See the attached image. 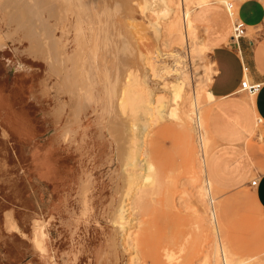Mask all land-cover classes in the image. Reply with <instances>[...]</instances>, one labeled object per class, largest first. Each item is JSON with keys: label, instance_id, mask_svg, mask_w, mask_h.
Returning a JSON list of instances; mask_svg holds the SVG:
<instances>
[{"label": "rangeland", "instance_id": "rangeland-1", "mask_svg": "<svg viewBox=\"0 0 264 264\" xmlns=\"http://www.w3.org/2000/svg\"><path fill=\"white\" fill-rule=\"evenodd\" d=\"M1 1L0 3H4L3 0ZM26 1L9 0L12 4L6 1L4 4L7 6L0 4V33L3 35H0V264H77V255H82V253L84 255L79 264H111L104 260V256L114 257L116 264H225L221 245L225 249L229 262L243 259L249 261L250 264H264V211L256 204L253 197L254 188L251 185V181L258 172L264 170L263 166L256 165L252 159V148L264 151L263 139L258 134H254L244 144L237 146L236 150L234 146L228 148L230 155H235V158L230 159L241 163L240 167H237L239 173L247 171L250 163L253 169L248 180L236 182L231 186L213 187V201L206 196L207 194H204L203 186H206V181L199 167L202 156L201 133H204L203 142L206 152L225 146L216 142L212 135L209 111L213 101L203 90L204 87H210L212 81L206 79L207 74L213 76L214 73V64L211 60L213 45L209 42V34L224 27L226 23L230 31L234 33L235 19L230 14L228 3L234 2L237 7L243 0L218 2L216 6L224 8L227 13L226 18L223 19L218 12L213 10L205 16L206 20L198 17L197 11L211 4L197 7L193 13L195 32L209 47L202 58L198 57L193 50L194 35L191 33L189 43L192 44L193 54L184 55L190 82L195 83L196 87L197 84H204L199 92L200 115H198L203 129L202 131L198 129L197 115L193 114L189 104L187 109L192 113L191 131L182 127L177 115L164 112L162 117L155 116V114L154 118L151 116L153 120L147 124L144 138L148 155L146 156V169L142 172L146 174V179L141 181V187L133 193L132 198L128 199L130 201L127 200L130 207L128 216L131 218L133 215L127 233L133 232L137 246L138 244L139 246L134 249L131 244H125L127 243L126 233L122 240L125 246L119 251L110 245V239L116 233V227L110 221L109 211L107 212L110 209L108 208L110 200L117 197L113 186L120 165L117 160L112 159L111 135L108 131V133H103L101 130L103 124L100 120L104 115V108L101 107H104L106 100L102 98L98 105L92 103L81 109L80 114L83 118L80 123L74 124L77 141L75 137L72 142L64 140L62 138L63 126L67 115L72 111L70 107L74 105V101H71L69 94L60 95L56 92L55 87L59 76L55 75L51 70V64L37 51L38 45L43 43L42 34L45 37L44 47H50L53 51L56 46L52 47V50L51 44L54 45L56 40H61L60 43H63L60 49L61 54L63 56L64 54L66 56V53L72 55L71 53L75 52V46H77L74 41V32L71 30L67 36H64L65 34H61L63 31L61 27L65 23L70 26L71 21H76V17L69 14L67 20L65 18L58 23L56 11L52 17L48 16L50 12H53V7L56 10L52 3L53 0H39L40 2L37 0L42 5L35 1L37 6H41L40 8H37L35 3L30 4L34 2L33 0V2L27 1L26 7L28 8H26L24 6ZM181 1L178 0V3L183 6ZM197 1L184 0L187 7H195ZM214 1L212 0L211 3ZM105 2L112 11L117 7H113L115 4L118 5L117 9L123 8L119 12L115 8V11L108 12L106 17V13L104 15L101 13ZM15 5L20 7L15 8ZM21 5L27 11L32 5L35 6L30 10L33 22L31 24L29 22L27 27L30 15L29 12L26 13L27 11L20 9ZM46 5L43 11L42 6ZM98 5L102 9L100 14L104 22L106 20L108 28L111 27L107 29V36L104 37L105 44L101 50L102 53L100 51L99 54V57L101 54L105 55L99 59L101 68L106 70L109 67L107 64L110 65L112 62L108 68L111 71H104H109L112 78L118 71L120 79L123 80L130 69H134L137 73L142 72L139 74L140 77H151L146 78L149 85L157 95L163 94L166 103L171 105L172 93L170 89H163L162 81L165 77L173 81L177 75L168 74L162 67L167 64L173 65L174 60L169 55L170 52L184 44L176 42L178 41L177 36L168 34L166 24L172 12L163 11L168 8L167 2L164 0H99ZM14 9H19L16 11L22 13V17ZM15 15H20L19 19L16 20ZM47 16L51 26L42 23L46 21L49 24ZM111 16L112 18L109 19ZM12 17L16 21L13 22V19L10 21ZM40 17H45V20L41 18V21ZM209 18L211 21L208 20ZM17 21L23 25L21 23L16 25ZM35 22H38L40 25L37 26L43 30L37 29ZM53 23L59 24L56 26L57 31L54 30ZM156 25L159 31L156 30ZM45 26L56 31L55 35L51 32L52 30L47 31ZM26 30L28 31L25 32ZM41 30L43 33H40ZM24 34L29 36L31 34V36L25 37ZM44 34L51 35L46 37ZM118 34L122 35V38L120 35L118 37ZM49 37L53 42L47 46L48 42H51ZM34 38H36L34 41L37 45L33 42ZM46 41L48 44H45ZM126 42L129 44L127 45ZM30 43L35 45L34 48ZM60 43L58 41L59 45ZM30 47L31 49L28 50ZM122 49L126 55L123 54ZM182 50L185 49L182 47L180 51ZM186 52L188 53V49ZM121 54L126 57L124 58ZM102 60L103 63L108 61L107 64L105 63L106 66ZM67 62L70 67L74 63L69 59ZM114 66L117 69H114ZM155 68L159 70L157 75L153 72ZM145 70L147 71L146 76ZM123 80L118 83L119 88ZM193 83L188 88L190 96L193 92ZM100 90L103 94V85L100 86ZM66 101L71 102L66 103L67 113L62 122L58 123L54 111ZM96 105L97 111H95ZM125 116L121 117V120L125 122L124 126H129L128 130L123 128L128 133L126 131L123 133L133 135L135 128L132 122L133 117L129 112ZM263 127V123L258 122V131L263 133ZM131 138L130 136L129 139L128 135V148L134 145ZM88 175H93L97 187L94 195L97 210L95 211L92 206V212L88 209L85 210L86 212L82 210L83 206H81L79 196L81 181ZM200 188L202 189L201 194L198 192ZM148 189L149 191L152 189V193L148 192ZM140 192H145V196ZM137 194L142 197L137 198ZM135 200H140V202ZM138 205H141V208L138 207L136 210ZM212 208L215 209L216 222L213 221ZM41 216L46 219L41 218L45 228L46 221L50 226L49 252L44 254L37 249L34 241V220ZM87 220L92 222L89 223ZM116 235L121 239L119 233ZM80 251L83 252L80 254ZM170 256L173 257L169 258ZM252 257L254 259H251ZM213 259H218L219 262L217 260L214 262Z\"/></svg>", "mask_w": 264, "mask_h": 264}, {"label": "bare ground", "instance_id": "bare-ground-1", "mask_svg": "<svg viewBox=\"0 0 264 264\" xmlns=\"http://www.w3.org/2000/svg\"><path fill=\"white\" fill-rule=\"evenodd\" d=\"M5 1H6V3L12 4V2H9V0H8V2H7V0H5ZM5 1L3 0L4 3H5ZM27 1L29 2V0H27ZM27 1H26V4L24 5L25 7H26V5H28ZM30 1H32V0H30ZM33 1H32L33 3H30V4L34 5L35 1L37 2V0H33ZM165 1L168 4V8L163 9V11L165 10V12L166 11L172 12L171 13L172 15L169 17V20L166 24V27L168 29V34L171 36H175V37L177 36L178 41H176V42H178V43L180 42V43L184 44L183 46L176 47L174 50H172V52H170L169 55L174 60L173 65L167 64V65H164L162 67L163 69H165V72H167L168 74H174L175 73L177 75L173 81L171 79H170L171 81H169V79H166V77L164 79L162 78L163 79V81H162L163 82V85H162L163 89H170V91L172 93V104L171 105H169V103L168 104L166 103L163 94L159 93V95H157V93L149 85L147 79H150L151 77L150 78L146 77L147 79L145 77H140L139 74H142V72L137 73L134 69H130L127 74L125 73L126 76H124L125 79L123 80V79H120V74L117 71L114 73L115 76L112 78L110 75V72H109L111 70L108 69L110 67V65L112 64V62L110 61L111 62L110 65L107 64V62H108L107 60H106L107 62L104 61V63H103V60H105L107 57L102 60V63L105 66H106V64H107V66H109L106 69L109 71L105 72L106 70L104 69L105 70L104 71L101 68V64H100L101 62H99V59L101 57L103 58V56H105V55L103 54V56H102V54H101V57H99V54L103 48V45L105 44L104 37L107 36V34H106L107 29H111V27L108 28V26L106 24V20L104 22L103 16H101V14H100L102 9L98 5L99 0H53L52 3L55 5L56 10H54L53 6H52L53 7L52 13L49 11L50 8H49V10L47 9L48 12H50L49 14H51V15L48 14V16H50V17H52V14H54L55 13L54 11H56L55 14H56L58 23L62 22V20H64L65 18L67 20V18L69 17V14L74 15L76 17L75 22H73V21H71V23L69 22L70 26L66 25V23H65V24H63V27H61L63 30L61 32V34L62 33H63V35L65 34L64 36H67L71 30L74 32V41L76 42L77 46H75L76 47V49L74 50L75 52L71 53L72 55H70V54L68 55L66 53V56H65V54L63 56L61 54L60 49L63 46L62 45L63 43H60L61 40H58L60 45L58 44L57 40H56V44L53 45V44H51L53 41L49 37V39H51V42L49 41L48 42L49 44H48L47 43L48 40H47L45 42V44L47 43L48 44L47 46H50V44H51L52 45L51 48L52 47L54 48L55 46L56 47L54 48V50L52 48L53 51L50 50V47H46V46L44 47L43 44L45 41V39H44L45 37L42 34H41V36L43 38L41 36L40 37H41V39H43V41H42L43 43L42 44L38 43L40 45H38L39 47L37 46L38 47L37 51L40 53L41 56H43L51 64V67H52L51 70L55 73V75L57 74L59 76V79L57 78L58 81L56 80L57 81L56 87H55L56 92L59 93L60 95L63 93H67L70 95L71 101H74V105L71 106L72 108L70 107V109H72V111H70V114L67 115L66 120H65V124L63 126V132H62L63 137L62 138L64 140H68V141L72 142L74 137L76 138V136H75L76 133L74 132L75 131L74 130V124H77L78 122L80 123L82 118H83L82 115L80 114L81 109H84L85 106H88L92 103L98 105L100 99H102V98H104L106 100V102L102 100L103 102H105V105H104V107H101L102 109L104 108L103 119L101 118L102 120H100V121H102L100 123L103 124L101 127V130L103 131V133L109 132V134L111 135L112 150H113L112 159L117 160L118 164L120 165V170L118 171V175L116 177V182L113 186L114 190H115V196L117 195V197L115 199L113 198V200H110V202L108 204L109 205L108 208H110V209L107 210V212L109 211L108 213H109L110 221H112L116 227V233H114V235H112V237L110 239L111 240L110 245H112L114 247V249L116 247V249L118 251H119V249L124 248V246H125L123 241H122V240H124L123 235H125L127 233V230L130 228L131 221H132L131 218L133 217V215L131 218H129V216H128V213L130 211V207L128 205L129 204L128 201H130V200H128V199L130 197L132 198L133 193L141 187V185H142V184L140 185L141 181L146 179V174L144 172H142L146 169V156L148 155L147 148H146V142H145L144 138L146 137L147 124L150 123L151 120H153V118H154L153 115L155 114V116L162 117L165 114L164 112H168L169 115H175V116L177 115L180 118V123H181L182 127L184 126L185 128H188L191 131L190 118L192 119V117H191L192 113H190L187 109V105L189 104V105H191V109H192L191 111L193 112V114L195 113L197 115V117H196L197 120L195 119L197 122V127L203 129V124L200 121L198 115H200V95H199V92H201L200 89L202 87H204V84L203 85L197 84L198 86L196 87V84L192 82L193 83V92H192V95L190 96V91L188 88L192 85V83L190 82V77H189V73H188V69H187L188 67H187L186 59H185L184 55L186 56V54L187 55L193 54L192 48H191L192 44L190 45V43H189L191 33L194 35L193 36L194 53H196L198 55V57H201V58L204 54H206L205 50H207L209 47L206 44V42L203 40V38L199 37L198 34L195 32V22L193 21V13L197 9V7H202L204 5L210 4L212 0H198L197 5L195 6L196 8L193 6L187 7L185 5L184 0L181 1L183 6H181V3H178V0H164V2ZM0 2H2V1L0 0ZM18 2H20V1H18ZM24 2H25V0H24ZM115 2H117V1H115ZM214 2L226 3L227 0H215ZM4 3H0V4L1 5L3 4V6H4V5H6ZM37 3H35V5ZM46 3H48V2H46ZM46 3H43V4H46ZM19 4H21V2ZM38 4L42 5V3H38ZM50 4H48V6H50ZM230 4H231V2L228 3L230 14L232 16H234L233 19H235V17L238 15V6L235 8H232V7H230ZM13 5H9V6H13ZM33 5H32V7H33ZM39 5L38 6L36 5L37 8L39 7ZM17 6L18 5H15V8ZM21 6L22 7L20 9L25 10V12H26L27 11L26 8H28V7L25 8V7H23V5H21ZM29 6L31 7V5H29ZM115 6L118 7L117 4H115L113 7H115ZM148 6H149V4H148ZM19 7L20 6H18L17 8H19ZM42 7L44 8L42 10L45 11V8L47 7V5L42 6ZM117 7H115L117 12L121 11V9L123 8L122 7L121 9H119V8L117 9ZM31 8H30V10H31ZM115 8H114V11H115ZM143 8H145V7H143ZM12 10H13V8H12ZM16 10H19V9H16ZM30 10L26 12V13L29 12V15H30ZM9 11H10V9L8 10V12ZM110 11H112L111 8H108L106 5V2H105V6H103V10L101 12V13H103L102 15H104V13H106V17H107L108 12H110ZM114 11H112V12H114ZM16 12L18 14L19 11H16ZM25 12H23V13H25ZM168 12H166V13H168ZM40 13H42L41 10H40ZM14 14H16V13H14ZM21 14L22 13H20V15ZM20 15H18V16H20ZM31 15L29 18L30 21L27 22L26 27L28 26L29 22H30V24L33 22V21H31ZM34 15H36V14H34ZM110 15H111V13H110ZM110 15H108V16H110ZM18 16H16L17 17L16 20L19 19ZM48 16L46 19H47V22H49V24L46 23V21L45 22L43 21L42 23H45V25L47 24V25L51 26L52 24L50 23ZM21 17H22V15H21ZM41 18L42 19L44 18V20H45V17H40V20L42 21ZM110 18H112V16L109 17V19ZM8 19H9V17H8ZM11 19H13V17L10 18V21H11ZM26 19L28 20V18H26ZM2 20H3V18H2ZM14 20H15V18L13 19V22H14ZM27 20H25V22ZM19 21H21V20H19ZM38 22L34 23L35 26H37L39 24ZM18 23H21V22L17 21L16 25H18ZM114 24H115V22H114ZM58 25L59 24L53 25V27L55 26L54 30L56 28L58 29V27H56ZM38 26H37V29L38 28L40 29L41 27H38ZM61 26H62V24H61ZM43 27H44V24H43ZM46 27L47 26H45V29H46ZM7 28H8V26H7ZM49 28H51V27H49ZM113 28H115V27H113ZM155 28L157 31H159V27L157 25L155 26ZM17 29L19 30V26ZM22 29H25V28H22ZM41 29L43 30V28H41ZM57 29H56V31H57ZM42 30L40 31V33H43ZM46 30L51 31L52 29H48V27H47ZM27 31L28 30H26L25 32H27ZM56 31L52 30L51 32H53V34L55 35ZM118 31H119V29H118ZM12 33H10V34H12ZM34 33H36V31ZM157 33H159V32H157ZM31 34H30V36H31ZM120 34H121V32H120ZM120 34H118L117 36L119 37ZM0 35H1V33H0ZM24 35H26V34H24ZM36 35H37V33H36ZM50 35L51 34H49L48 36H50ZM195 35L198 37H196ZM1 36H3V35H1ZM28 36L29 35L27 34L25 37H28ZM48 36H46V37H48ZM121 36L122 35H120V37ZM8 37H11V36L8 35ZM51 37H53V36H51ZM59 37L63 38V36H59ZM112 37H114V36H112ZM31 38H33V37H31ZM31 38H30V40H32ZM174 39H176V38H174ZM17 40H19V39H17ZM34 40H36V38L33 39V42H34V44L37 45V42H35ZM40 41L41 40H39L38 42H40ZM126 44H127V42H126ZM128 44H129V42H128ZM33 46H35V45H32L31 47H33ZM66 46H67V43H66ZM31 47L28 50H30ZM182 47L185 50L180 51V48H182ZM123 48H125V47H123ZM64 49L65 48H63V51H64ZM186 49H188V53L186 52ZM122 52L124 54V50ZM101 53H102V51H101ZM106 54L108 55V53H106ZM123 54H121V55L124 57V55H126V54H124V55ZM68 59L70 61L74 62V63H72L71 67L68 65V62H67ZM124 60H126V59H124ZM114 61H116V60L114 59ZM114 63L115 62H113V64ZM125 63H126V61H125ZM103 64H102V66H103ZM129 64L130 63H128V65ZM105 66H103V68ZM121 66L123 68V64ZM126 67H128V66H126ZM111 68H112V66H111ZM114 69H117V67L115 68V66H114ZM113 71H115V70H113ZM145 71L143 73H145ZM153 72L155 73V75H157L159 70H157L155 68V69H153ZM146 75H147V71L145 73V76ZM148 76H150V75H148ZM212 78H213V76L207 74L206 79L212 80ZM120 80H123V82H121V87L119 88L118 83L120 82ZM158 83H160V82H158ZM102 85H103V90H102L103 94H101V90H100V86H102ZM203 90L206 92L207 97L210 100H212V101L215 100L216 97L213 94L210 87H204ZM160 92H162V91H160ZM67 102L68 101L62 102L61 105L60 106L58 105L59 107L57 106L58 108H56L54 111V116H55V119L58 123L62 122V120L64 119V116L67 113L66 112V109H67L66 103ZM70 102L67 104H70ZM97 105H96L95 111H97V109H98ZM166 107L168 108L167 110H166ZM127 112H129L132 115V117H133L132 122H133V125L135 126L134 134L131 135L132 134L131 132H130L131 134H128L129 139L131 136L132 137L131 139L134 143V145L131 148L130 147L128 148V145H127L128 135L126 133H123L126 130H128L127 127L129 125L127 127L124 126L125 122H123V120H121V117L124 118V116ZM101 114H103V113H101ZM151 116H153V118ZM126 122H128V121H126ZM58 123H56V124H58ZM100 123H98V124H100ZM128 124H129V122H128ZM124 127L126 128V130L123 129ZM187 132H188V130H187ZM188 134H190V133H188ZM190 135H192V134H190ZM200 136H201L200 142H201V146H202V156L200 159L201 161H200L199 167H200L202 174L204 175L203 177H205L204 181H206V186L205 187L203 186V188L205 189L204 194H207L206 196L209 197L211 199V201H213L214 196H213L212 188L216 187V186L212 183V181L208 178V176L206 174L205 165H206V159H207L209 152H206V149L204 146V142H203L204 141V133H201ZM76 141H77V138H76ZM116 173H117V171H116ZM92 176L93 175H88L85 179H83L81 181V185L79 188V196H80V201L82 204L81 206H83L82 210L85 211L86 209H88L89 212H92V210H93V207H92L93 202L91 199V193L93 191V187H94L95 182H94V178ZM147 183H148V181H147ZM142 188H141V190H142ZM150 188L151 187H149V189ZM149 189L147 190L148 192H150L152 190L151 189L149 191ZM198 192L201 194L202 189L200 188V191H198ZM144 193L140 192V194H143V195H144ZM150 193H152V191ZM138 194L136 196L137 198H138V196L142 197V195H138ZM112 196L114 197V195H111V197ZM142 199H144V197ZM137 201L140 202V200H137ZM130 204H131V202H130ZM133 204H135V203H133ZM134 206H136V204ZM140 206L138 205L136 207V210H138L137 208ZM212 209H213L212 212H213V217H214L213 221L216 222L215 209L214 208H212ZM137 213H139V212H137ZM202 216H204V215H202ZM103 217H105V216L103 215ZM42 219L40 217V218H36L34 220V234H35L34 235V241H35V246L37 248L45 251L44 239L46 237V228H45V224H44ZM215 226H216V229L218 231V224L216 223ZM117 233H119V235L121 236V239L119 236L116 235ZM138 234L139 233L137 232V235ZM122 236H123V238H122ZM126 238H127V243H125V244H128V243L131 244V246H133L134 249H136V247L139 246V244L137 246V240L134 237L133 232L127 233V236L125 237V239ZM129 247H130V245H129ZM221 248H222V252H223L222 254H224L225 264L226 263L227 264H250L249 261H245L243 259L237 260V261L232 260L231 262H229V260L226 256L225 249L222 245H221ZM216 252H217V250H216ZM169 254L171 255V253H169ZM134 255H136V254H134ZM217 256H218V254H217ZM131 257H133V256L131 255ZM172 257L170 256L169 258H172ZM251 259H254V257H252ZM216 260L218 261V259H215V260L213 259L214 262H216ZM133 262H135V261H133ZM126 264H128V263H126ZM212 264H214V263H212Z\"/></svg>", "mask_w": 264, "mask_h": 264}, {"label": "crops", "instance_id": "crops-1", "mask_svg": "<svg viewBox=\"0 0 264 264\" xmlns=\"http://www.w3.org/2000/svg\"><path fill=\"white\" fill-rule=\"evenodd\" d=\"M217 3L213 2L210 6L200 8L197 11L198 17L206 20L205 16L213 10L218 12L222 19L226 18L227 13L224 8L216 6ZM238 15L247 26L245 36L233 39V33L227 23L209 34V42L213 45L211 60L214 64L210 88L216 97L209 111V124L216 142L225 145L211 150L206 159V174L216 187L231 186L236 182L248 180L253 169L250 163L247 171L239 173L237 167H240L241 163L230 159L235 158V155H230L229 147L234 146L236 150L237 146L244 144L254 134H258L264 142V127L263 133L258 131V122H262L264 126V0H243L238 6ZM228 16L230 17L229 12ZM208 20L211 21V18ZM245 78L251 83L260 82V90L249 94L242 88ZM252 149L254 163L264 167V151L261 152L255 147ZM42 175L44 177V173ZM256 177L257 185L251 184L254 188L253 197L258 207L264 211V170L258 172ZM96 192L97 187L94 184L91 199L95 211ZM102 227L104 228V225ZM46 230L45 251L37 248L43 254L49 252L50 226L47 221ZM82 252L80 251V254ZM83 255L84 253L77 255V264ZM103 258L111 264H116L114 257Z\"/></svg>", "mask_w": 264, "mask_h": 264}, {"label": "built area", "instance_id": "built-area-1", "mask_svg": "<svg viewBox=\"0 0 264 264\" xmlns=\"http://www.w3.org/2000/svg\"><path fill=\"white\" fill-rule=\"evenodd\" d=\"M234 5H235L234 2H231L230 7L235 8ZM246 31H247V26L245 22L242 19H240L239 15H237L234 21V33L232 35V38L239 39L240 37L246 35ZM242 88L246 90L249 94H255L260 90L261 83L260 82L251 83L247 78H245L242 81ZM198 129L202 131V128L198 127ZM257 183H258V177H255L251 181V184L255 186L257 185Z\"/></svg>", "mask_w": 264, "mask_h": 264}]
</instances>
